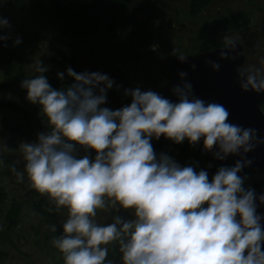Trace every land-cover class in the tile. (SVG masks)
<instances>
[{
	"label": "clouds",
	"instance_id": "9594fccd",
	"mask_svg": "<svg viewBox=\"0 0 264 264\" xmlns=\"http://www.w3.org/2000/svg\"><path fill=\"white\" fill-rule=\"evenodd\" d=\"M9 27L0 17V30ZM9 39L0 34V42ZM21 42L17 36L13 46ZM236 43L225 37L223 47L234 52ZM171 55L182 63L187 59L176 48ZM219 56L236 58L226 51ZM30 66L35 75L23 78L20 88L38 106L46 131L20 143L24 170L12 171L17 182L26 175L29 188L48 200L50 212L63 213L62 231L50 241L63 264H264V214L257 212L264 193L245 188L246 177L240 175L251 163L244 154L264 143L255 129L228 122L222 104L196 97L183 71L181 83L170 89L175 100L150 89L125 88L130 102L111 109L105 105L114 80L107 74L67 67L56 76L63 81L66 73L72 83L57 89L40 59ZM237 75L241 89L264 93L260 69L241 67ZM161 137L173 144H202L214 160L241 159L218 166L209 178L211 164L182 165L157 153L152 141ZM121 210L128 218L117 214ZM109 246L118 259L108 258Z\"/></svg>",
	"mask_w": 264,
	"mask_h": 264
},
{
	"label": "rangeland",
	"instance_id": "374dc122",
	"mask_svg": "<svg viewBox=\"0 0 264 264\" xmlns=\"http://www.w3.org/2000/svg\"><path fill=\"white\" fill-rule=\"evenodd\" d=\"M120 1L122 8L119 9L124 11V23L128 27L123 30L115 29L108 34L103 31L96 34L89 46L80 50L75 68L77 73L99 71L114 80L113 88L107 93L105 106L116 109L129 103L130 98L123 96L125 88L140 87L142 91L150 89L159 92L163 76L161 74L167 72L168 62L173 57L171 50L176 48L187 55L193 54L189 52L191 46H188L187 39L195 37L204 27L210 26L205 31L212 32L208 39L221 45L215 48L223 47L225 37L236 38L242 46V67L260 69L264 74V65L261 64L264 60V0H213L202 14V23L198 19L185 27L179 26L178 30L170 27V20H178L176 11L187 10V0ZM97 5L105 13L117 8L115 0H98ZM0 17H6L10 25L9 28L0 30V34L7 33L10 36L6 44L24 55L14 67L0 71V78L9 79L11 72L12 80L6 81L11 85L10 91H14L11 93L26 95V90L20 88V82L23 78L32 76L30 64L34 59L60 54L67 56L70 54L72 41L67 36L60 35L50 24L46 0H0ZM177 35H184L181 45L177 43ZM17 36L22 42L13 46V40ZM138 39L141 40L140 44L137 43ZM155 63L158 64L156 72L151 74L149 66L152 67ZM20 72L23 77L19 75ZM116 85L120 87L117 88ZM25 130L24 125L0 118V152L22 159L20 143L36 139L33 130ZM117 214L128 218L127 210H121ZM62 215L63 213H54L45 228L39 230V235H35L34 219L30 225L14 231H11L13 228L9 229L14 247L12 250L8 249L0 264H63L61 254L50 242L58 235V230H61L59 221ZM109 222L110 218L105 221ZM53 225H56V231H53ZM52 232L55 234L52 235ZM113 252V247L109 246L108 257H115Z\"/></svg>",
	"mask_w": 264,
	"mask_h": 264
},
{
	"label": "trees",
	"instance_id": "16d2710c",
	"mask_svg": "<svg viewBox=\"0 0 264 264\" xmlns=\"http://www.w3.org/2000/svg\"><path fill=\"white\" fill-rule=\"evenodd\" d=\"M97 1L46 0L50 24L54 26L60 35L67 36L72 41L70 54L67 56L60 54L43 59L38 58L43 64L48 66V71L45 75L53 88L59 89L72 83L71 78H68L66 73L63 81L57 78L56 73L58 71L65 72L67 67H71L75 71L80 50L87 48L90 40L96 34L101 31L108 34L115 29L123 30L125 27H128L124 23L126 18L124 11L120 10L122 8L120 0H115L117 8L106 13L101 12ZM212 2L213 0H187V10L182 12L176 11L175 15L178 20L171 19L170 27L178 30L179 26L185 27L191 24V22H196L198 19L202 23V14L209 8ZM209 27L200 29L195 37L187 39L188 46H191L189 52L202 53L221 46L219 44L217 45L216 42L213 43L212 39H208V36L212 32L205 31ZM184 33L186 32L184 31ZM183 36H176L178 45H181V38ZM155 39L158 41L157 38ZM139 42H141L140 39L137 40V43ZM21 57H24L22 52L12 48V46L9 48L6 42H0V71H5L10 69V66L14 67V65H17ZM157 66V63L153 64L152 67L149 66L151 74L156 72ZM19 75L23 77L22 72ZM161 75L163 76L161 77V87L159 90L169 80L168 71H165ZM12 76L13 74L10 72L9 79L5 80L0 78V118L24 125L25 131L33 130L34 136L39 132L46 131V126L42 122L40 115H38V106L29 103L25 99V94L11 93L14 91H10L11 85L6 81L12 80ZM3 90L5 91L3 92ZM152 144L157 153L166 152L182 165L191 163L193 160L199 162L200 168H206L211 164V167L208 168L209 178H211V175L217 168L211 158L208 159L202 156L201 144L189 146L187 141L182 144H173L167 140H154ZM81 154H83L82 149ZM0 160L3 161V166L0 167V260H2L7 254L8 249L12 250L14 247L13 238L9 229L13 228L11 231H14L16 228L30 225V222L34 219L36 221L35 235H39V230L45 228L50 217L54 215V212L48 210L51 206L44 196L29 188L26 175L22 182H17L16 174L12 171V168L15 167L17 172L23 173V158L18 160L12 155L0 152ZM240 175L246 177L244 187H251L255 190L264 178V171L249 172L242 170ZM23 191L26 192L24 195H21ZM61 231L62 228L58 230L57 234ZM54 234L52 232V235ZM108 258L116 260L118 259V255Z\"/></svg>",
	"mask_w": 264,
	"mask_h": 264
},
{
	"label": "water",
	"instance_id": "95a60500",
	"mask_svg": "<svg viewBox=\"0 0 264 264\" xmlns=\"http://www.w3.org/2000/svg\"><path fill=\"white\" fill-rule=\"evenodd\" d=\"M221 51L229 52V55L236 58L221 59L219 56ZM241 52L242 46L237 42L234 52L223 47L207 52L189 54L183 63L173 57L168 64L170 79L159 93L175 100V97L171 95L170 89L172 86L181 83L182 78L178 73L183 71L186 73L183 81L192 85V91L196 97L206 102L222 104L229 112L228 122L242 128L255 129L257 140L264 139V113L260 110V103L264 100V93L257 94L251 89L244 91L240 88V78L237 72L244 62V56ZM206 61L218 63L219 68L213 69L212 64L206 63ZM192 64H195L194 69L191 67ZM164 140L161 137L160 141ZM253 143L255 142L253 141ZM202 154L206 158H212L210 153L202 151ZM240 159L239 155H229L223 161L213 160L217 166H232ZM244 159L251 161V163L244 167L243 170H264V143H256L254 148L244 154ZM261 193H264V184L256 191L257 195ZM257 212L264 214V205H259ZM261 223L264 225V220ZM262 250H264V246H262Z\"/></svg>",
	"mask_w": 264,
	"mask_h": 264
},
{
	"label": "flooded vegetation",
	"instance_id": "af4514ba",
	"mask_svg": "<svg viewBox=\"0 0 264 264\" xmlns=\"http://www.w3.org/2000/svg\"><path fill=\"white\" fill-rule=\"evenodd\" d=\"M262 34L264 36V32ZM260 110H261L262 113H264V100L260 103ZM263 171H260V172H263ZM263 184H264V178L261 180L260 184H258L256 189H258ZM256 189H255V191H256Z\"/></svg>",
	"mask_w": 264,
	"mask_h": 264
}]
</instances>
